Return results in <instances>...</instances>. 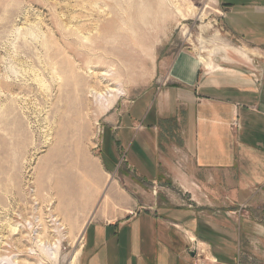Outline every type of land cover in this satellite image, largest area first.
<instances>
[{
  "label": "rangeland",
  "instance_id": "obj_1",
  "mask_svg": "<svg viewBox=\"0 0 264 264\" xmlns=\"http://www.w3.org/2000/svg\"><path fill=\"white\" fill-rule=\"evenodd\" d=\"M162 1L169 13L141 31L125 0H0V264H84L91 220L187 203L170 180L151 183L127 166L119 134L132 101L162 87L181 55L197 59L198 38L228 48L230 60L212 57V75L234 68L264 80V0ZM104 75L113 80L100 83ZM107 88L125 96L103 110L106 98L95 93ZM70 174L88 197L69 214L59 185ZM233 223L234 241L214 243L226 259L190 245L189 264H264V243L237 236Z\"/></svg>",
  "mask_w": 264,
  "mask_h": 264
},
{
  "label": "crops",
  "instance_id": "obj_2",
  "mask_svg": "<svg viewBox=\"0 0 264 264\" xmlns=\"http://www.w3.org/2000/svg\"><path fill=\"white\" fill-rule=\"evenodd\" d=\"M228 69L212 75L183 54L162 87L131 102L119 134L127 166L151 183L170 180L188 200L91 220L84 264H189L190 245L226 259L214 243L234 241L232 222L237 236L241 230L264 243V80ZM230 213L237 214L232 221L221 216Z\"/></svg>",
  "mask_w": 264,
  "mask_h": 264
},
{
  "label": "bare ground",
  "instance_id": "obj_3",
  "mask_svg": "<svg viewBox=\"0 0 264 264\" xmlns=\"http://www.w3.org/2000/svg\"><path fill=\"white\" fill-rule=\"evenodd\" d=\"M125 6L127 9L131 24L134 26V28H138L141 31H143V29H146V27H148L150 24H151V26L154 23H155L154 25H156V23L159 22V16H161L162 14L164 16L166 14H168L169 10L167 11V9L170 7V6L166 7V5H164V2L162 0H125ZM171 8H174L173 11L175 13H177L178 15H180L182 18L186 16V15H183L182 13H178L179 10L175 9L176 8L175 6L172 5ZM189 13L192 16V13L191 12H189ZM132 31H134V30H132ZM219 36H220L219 32L216 31L214 37H216V39H217V37H219ZM186 37L189 38V36H186ZM193 46H194V49H196V50L198 49V51H200V54L197 56V59L205 68H213L212 57H214V55L221 54L222 56H224L222 60H225V61H228V59H229L227 51H226L228 48L227 49L221 48L219 46V44H216L212 41L204 40L203 38H198L196 40V44H193ZM245 56L247 57V55H245ZM247 61H250V59L248 57H247ZM106 77L107 76H105V75L102 76L103 79H101L100 83H102V84L103 83H109L110 80H113V78L107 79ZM6 83L7 82H5V84L2 85L5 89H9V87L13 88L12 86L8 85L9 83L8 84H6ZM97 94H99V96L102 98L103 97L106 98V100L103 102V108H102L103 110H107L112 105L113 101L125 96V93H123L122 91H119V89L116 90L114 88H110V89L107 88L105 92L95 93V95H97ZM71 128H73V127H71ZM82 130H83V128H82ZM83 132H85V131H82V133ZM71 137L74 138V136H71ZM86 137H87V135H86ZM76 145H78V144H76ZM77 147H80V146H77ZM77 150H78V148H77ZM72 152L74 153V150ZM77 152H78V156H79V150ZM63 153H65V152H63ZM61 154H62V152H61ZM74 155H75V153H74ZM57 187H58V185H57ZM59 187H60V189H59V191H60V193H59L60 203H64L66 201V203L64 205L66 206V209L68 208L69 214L71 213L72 210H75V209L81 210V207L87 201V197H88L87 189L86 190L84 189V191H83L82 190L83 186H80L77 183V181L73 179V176L71 174L69 177H67V178L65 177V180L62 182L61 186L59 185ZM55 189H57V188H55ZM80 205H82V206H80ZM83 234H84V231H83Z\"/></svg>",
  "mask_w": 264,
  "mask_h": 264
},
{
  "label": "trees",
  "instance_id": "obj_4",
  "mask_svg": "<svg viewBox=\"0 0 264 264\" xmlns=\"http://www.w3.org/2000/svg\"><path fill=\"white\" fill-rule=\"evenodd\" d=\"M227 5H228L229 7H232L234 4H228V3H227Z\"/></svg>",
  "mask_w": 264,
  "mask_h": 264
},
{
  "label": "water",
  "instance_id": "obj_5",
  "mask_svg": "<svg viewBox=\"0 0 264 264\" xmlns=\"http://www.w3.org/2000/svg\"><path fill=\"white\" fill-rule=\"evenodd\" d=\"M190 256H191V257H194V254H193V253H191V254H190Z\"/></svg>",
  "mask_w": 264,
  "mask_h": 264
}]
</instances>
